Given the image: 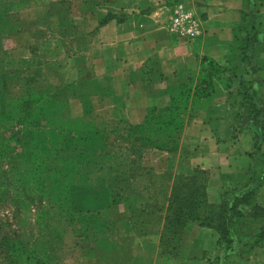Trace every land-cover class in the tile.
Returning <instances> with one entry per match:
<instances>
[{
	"label": "crops",
	"instance_id": "0c3cea01",
	"mask_svg": "<svg viewBox=\"0 0 264 264\" xmlns=\"http://www.w3.org/2000/svg\"><path fill=\"white\" fill-rule=\"evenodd\" d=\"M2 1L14 18L0 31L4 69L40 68L65 76L73 116L92 114L103 121L141 125L150 109L170 108L178 87L189 84L209 62L228 73L247 72L245 87H252L253 102L233 94L219 99L216 112L200 110L182 138L183 150L193 154H180L175 173L207 171L212 205H220L226 192L252 191V205L264 208V113L257 122L250 117L253 104L264 108V0ZM177 4L201 20L199 38L190 41L169 32ZM255 32L262 33L258 42L249 36L250 44H244ZM244 46L247 54L240 51ZM169 159L166 152L149 149L143 165L161 175L168 171ZM88 193L86 210L115 208L122 251L116 259L85 256L80 264H264V218L237 220L229 252L214 230L189 223L181 255L174 258L160 254L165 213L140 232L133 218L140 198L122 193L117 206L112 188Z\"/></svg>",
	"mask_w": 264,
	"mask_h": 264
},
{
	"label": "trees",
	"instance_id": "16d2710c",
	"mask_svg": "<svg viewBox=\"0 0 264 264\" xmlns=\"http://www.w3.org/2000/svg\"><path fill=\"white\" fill-rule=\"evenodd\" d=\"M2 5L4 2L0 0ZM2 17L0 14L1 22ZM5 26L8 25L2 23L0 30ZM261 34L248 35L244 44H250L249 36L257 43ZM240 51L247 54L248 48L244 46ZM212 69L213 76L229 75L226 80L230 83L226 89L229 97L237 84L239 95H235L243 97L246 103L253 102L252 87H245L247 72L228 73L209 62L199 75ZM29 70L32 71L29 75L23 74ZM207 78L201 82H208ZM193 82L192 77L189 84L178 87L170 108L150 109L143 124L120 122L106 128L91 117L73 118L68 104L61 101L60 88L47 81L40 68L1 76L0 264H59L62 250L68 247L67 228L80 240L84 256H95L101 246H111L107 235L118 222L116 218L111 223L104 214L113 206L92 211L85 209V202L89 190L104 188L94 187L93 180L103 179L113 169L126 170L122 193L140 198V209L133 214L140 232H144L148 221L160 222L165 213L161 255L180 257L189 223L214 230L227 251H231L236 221L264 218V208L252 205L255 195L252 191L231 196L226 192L220 205L210 204L208 172L203 169H195L190 176L172 175L173 156L183 150L179 134L189 124L183 121L182 112L185 114L187 103L193 102L190 96L198 99L194 93H198L200 82ZM180 102L186 103L182 110L178 108ZM262 113L261 105H252L250 117L254 122ZM194 117L189 115L188 120ZM257 143L259 137L256 146ZM149 149L169 154L170 165L165 174H156L142 165L144 152ZM113 214L117 217L115 211ZM10 217L18 228L12 230ZM56 219L61 220L57 223Z\"/></svg>",
	"mask_w": 264,
	"mask_h": 264
},
{
	"label": "rangeland",
	"instance_id": "374dc122",
	"mask_svg": "<svg viewBox=\"0 0 264 264\" xmlns=\"http://www.w3.org/2000/svg\"><path fill=\"white\" fill-rule=\"evenodd\" d=\"M17 1V0H16ZM11 8L7 6V2L4 3V5L0 6V14L1 16H3L2 18V23L3 25H11L14 22V18L13 16H11L8 11ZM2 24L0 23V26ZM2 29V28H1ZM1 31V30H0ZM213 68V67H211ZM215 70V68H213ZM212 69V70H213ZM207 72L205 74H201V75H197L194 77V84H197L196 81L200 82V85H198L200 88H198V93H193L198 97V99H193L190 96V99H192L191 101H193L192 103H187V110L186 113L184 114L182 112V118L183 121L185 123L190 122V119L188 120V116L189 115H195L198 116L199 111H206V112H216L218 110V108L220 107L218 104V101L221 97L224 96H228V92H227V88L229 87V84L226 80H229L228 74L220 75L219 77L217 76H213V72ZM16 71H7L4 68L1 67V62H0V77L1 76H12L13 74H15ZM32 71H25L23 74L29 75ZM46 75L47 81H49L50 83L58 86L60 88V91L63 93L62 94V99L61 101L68 104V107L70 109L71 112V116L75 119H81L83 117H91L93 119L96 120L97 124H99L101 127H113L115 125H117L120 122H106L101 120L100 118L92 115V114H87V115H82V116H77V114H75V116H73L72 114V109H71V105H70V96H71V92L69 89V79H67L65 76L63 75H57V73H44ZM217 74V73H216ZM218 75V74H217ZM208 77V78H207ZM206 79L209 80L206 83H202L201 79ZM219 78V79H217ZM231 82V81H230ZM192 92V91H191ZM233 94H237L239 95V89L237 87V84H235L234 88H233ZM186 103H182L180 102V105L178 106L179 109L182 110V108H184ZM64 112V111H63ZM123 126V125H122ZM188 124L186 126L183 127L182 133H180L179 137H181V145H182V138L184 136V132L187 128ZM110 129V128H109ZM146 152V151H145ZM144 152V153H145ZM180 154H183L185 156V158H187V156H191L193 154V150H181L180 153L177 156H173L174 159H172V163L171 166L173 167L172 169V175H177L175 173L177 167H178V160ZM143 160H144V155H143ZM141 163V162H140ZM137 166H139L140 164L136 163ZM142 165H143V161H142ZM144 166V165H143ZM124 169H113L111 171L108 172L107 176L104 177L103 179H94L93 180V185L94 187H108V188H112L114 193H115V201H116V205L119 206L120 204H122V176H124L125 174ZM190 176V175H189ZM123 194H127V193H123ZM86 201V198H85ZM111 210L106 212L104 215L108 216V218L111 220V223H113L114 219L118 218L116 217L113 212L115 211V208L112 207L110 208ZM6 214V212L4 213ZM11 216V213H10ZM10 223L12 224V230L18 228V223L16 224L15 221L12 220V217H10ZM61 219H56V222L58 223V221L60 222ZM118 222V221H117ZM118 224V223H117ZM66 228V225L64 226V229ZM66 242H67V248L63 249V255H62V259L59 262V264H80L79 262L81 261V258L85 257L83 253L84 250H82L80 248L79 245H81L80 240L76 239L73 234L72 231L70 230V228L66 229ZM108 238V242H111V246L104 248V246H101V250L98 251V253L96 254L99 258H101L102 260H106L108 259H116L118 257V253L120 251H122V238H121V234L120 232L117 230V227H115L114 230H111V233L109 235H107ZM78 244V246L76 245ZM106 246V245H105ZM91 247V246H90ZM119 250V251H118Z\"/></svg>",
	"mask_w": 264,
	"mask_h": 264
},
{
	"label": "built area",
	"instance_id": "2783aa9c",
	"mask_svg": "<svg viewBox=\"0 0 264 264\" xmlns=\"http://www.w3.org/2000/svg\"><path fill=\"white\" fill-rule=\"evenodd\" d=\"M169 32L178 38L193 41L202 35L201 20L196 14L182 4L173 7L169 25Z\"/></svg>",
	"mask_w": 264,
	"mask_h": 264
}]
</instances>
